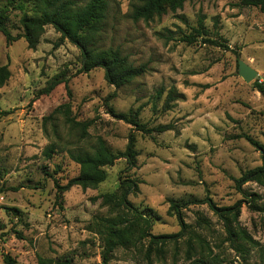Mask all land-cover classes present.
I'll return each instance as SVG.
<instances>
[{
	"label": "rangeland",
	"instance_id": "1",
	"mask_svg": "<svg viewBox=\"0 0 264 264\" xmlns=\"http://www.w3.org/2000/svg\"><path fill=\"white\" fill-rule=\"evenodd\" d=\"M76 1L84 5L89 0ZM239 1L192 0L145 22L131 17L138 0H108L100 45L148 68L122 88L109 85L102 69L79 73V49L62 41L52 26L34 50L23 38L7 45L0 33V66L8 65L11 71L0 87V264H8L7 257L13 264H38V256L102 264L103 244L91 227L95 216L110 212L92 199L114 192L126 177L140 182L129 200L160 216L152 227L155 235L180 231L176 217L167 214L169 199L210 196L218 206L244 199L235 179L261 165L264 157V97L254 87L255 81L264 84V13ZM20 15L13 10L7 22L13 35L23 32ZM201 18L211 38L230 49L201 39L193 45L180 41ZM240 60L257 70L253 81L247 83L239 75ZM54 79H66L68 87L63 82L42 93ZM173 88L178 97L165 110L164 100ZM107 99L118 113L142 106V122L150 127L173 124L175 129L153 137L134 132L139 152L135 168L128 170L120 158L106 168L107 179L96 189L73 186L57 199L56 182L63 186L80 172L69 150L91 151L98 137L115 152L125 149L132 126L108 113ZM64 103H70L77 121L93 120L84 138L62 115L50 117ZM51 145L56 153L48 159L44 151ZM242 188L260 196L254 206L245 201L241 209V226L259 243L245 258L223 242V226L207 204L183 209L186 222L217 256L213 264H264V188L256 183ZM200 215L210 222L208 227L195 226ZM184 250L181 243L175 257L170 245L165 264H190ZM107 264L145 263L138 253L119 249Z\"/></svg>",
	"mask_w": 264,
	"mask_h": 264
},
{
	"label": "trees",
	"instance_id": "2",
	"mask_svg": "<svg viewBox=\"0 0 264 264\" xmlns=\"http://www.w3.org/2000/svg\"><path fill=\"white\" fill-rule=\"evenodd\" d=\"M190 1L192 0H138L132 8L131 17L135 21L149 22L168 12L182 9L185 3ZM239 5L255 7L264 13V0H240ZM28 6L30 10H27ZM108 9V0H89L84 5L78 4L76 0H5L0 3V33L5 37L7 45L23 38L27 47L34 50L40 44L46 28L52 26L60 34L62 41L67 40L79 49L81 56L79 73L102 69L109 85L122 88L144 75L148 68L145 64L134 65L129 57L118 49L105 48L100 45ZM13 10L21 12L19 22L23 32L16 35L12 34L7 25ZM191 30L189 34H183L180 41L193 45L201 39L203 43L230 49L225 42L211 38L210 29L204 25L203 18L199 20L198 26ZM168 33L171 31L168 30ZM10 77L11 71L8 65L0 66V87L4 86ZM63 82L66 83L67 88L66 79H54L42 93L49 94ZM254 87L264 97V84L255 81ZM163 92V89L159 90L157 97L161 98ZM177 97L176 90L170 89L163 103L164 109H171V103ZM105 105L111 116L132 126L125 149L115 152L102 137H98L91 151L69 150L68 155L79 165L80 172L63 186L56 182L57 199L73 186H79L84 190L96 189L107 179L106 168L113 166L120 158L126 160L128 170L135 168L139 152L136 148L134 132L153 137L155 133L160 134L175 129L173 124L150 127L142 122V106L118 113L109 99L106 100ZM57 114L62 115L73 130H78L82 138L87 135L88 128L94 123L93 120L77 121L73 116L70 103L57 106L50 117ZM247 139L263 151L258 142L249 137ZM55 153L56 147L51 145L45 149L44 156L50 159ZM139 183L135 178H123L114 192L101 194L92 199L93 201L100 200V206L107 207L110 212V215L95 216L91 227L92 231L100 236L103 244L102 264H107L119 249L138 253L145 264H165L169 246L174 245L173 256L178 257L181 243L185 246V261L190 264H213L218 258L213 254L208 241L193 230L185 220L183 209L191 204L208 205L223 226V242L228 243L237 256L245 258L251 250L259 246L250 232L241 226L239 218L243 202L246 201L254 206L260 197L259 194L244 191L243 185L256 183L264 188V157L261 165L244 171L239 178L235 179V186L244 195V199L238 200L233 205L218 206L210 196L200 200L169 199L167 214L176 217L180 226V231L174 234H153L152 227L160 216L151 208L138 207L129 200L131 194L139 191ZM12 211L18 213L16 209ZM209 223L205 217L200 215L195 221V226L204 228L208 227ZM6 261L8 264L14 263L10 257H7ZM38 264H70V261H55L38 256Z\"/></svg>",
	"mask_w": 264,
	"mask_h": 264
},
{
	"label": "water",
	"instance_id": "3",
	"mask_svg": "<svg viewBox=\"0 0 264 264\" xmlns=\"http://www.w3.org/2000/svg\"><path fill=\"white\" fill-rule=\"evenodd\" d=\"M238 68H239V75L247 83L253 81L258 76L257 70H255L252 66H250L249 64H247L242 60L239 61Z\"/></svg>",
	"mask_w": 264,
	"mask_h": 264
}]
</instances>
